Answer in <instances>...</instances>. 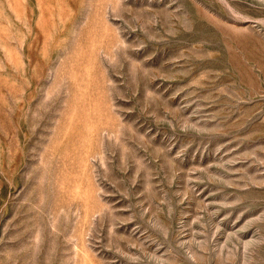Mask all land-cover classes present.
Returning a JSON list of instances; mask_svg holds the SVG:
<instances>
[{"label":"rangeland","instance_id":"1","mask_svg":"<svg viewBox=\"0 0 264 264\" xmlns=\"http://www.w3.org/2000/svg\"><path fill=\"white\" fill-rule=\"evenodd\" d=\"M0 264H264V0H0Z\"/></svg>","mask_w":264,"mask_h":264}]
</instances>
